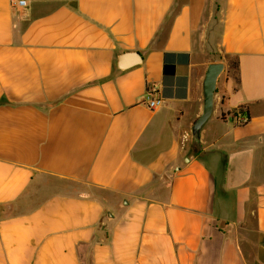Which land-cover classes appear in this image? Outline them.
Wrapping results in <instances>:
<instances>
[{"label": "crops", "instance_id": "0c3cea01", "mask_svg": "<svg viewBox=\"0 0 264 264\" xmlns=\"http://www.w3.org/2000/svg\"><path fill=\"white\" fill-rule=\"evenodd\" d=\"M0 264H264V0H0Z\"/></svg>", "mask_w": 264, "mask_h": 264}, {"label": "water", "instance_id": "95a60500", "mask_svg": "<svg viewBox=\"0 0 264 264\" xmlns=\"http://www.w3.org/2000/svg\"><path fill=\"white\" fill-rule=\"evenodd\" d=\"M224 69L225 64L223 62H212L207 67L203 80L204 102L202 112L193 123L191 129L193 140L198 144H200L201 130L213 113L217 83Z\"/></svg>", "mask_w": 264, "mask_h": 264}, {"label": "built area", "instance_id": "2783aa9c", "mask_svg": "<svg viewBox=\"0 0 264 264\" xmlns=\"http://www.w3.org/2000/svg\"><path fill=\"white\" fill-rule=\"evenodd\" d=\"M12 4L22 8L27 5V0H11ZM164 103V99L160 96H155L153 89L148 88L147 92V98L145 100V104L151 108V109H156L160 106H162ZM246 118L245 117H239L238 122H245ZM192 138V132L191 131H186L182 134L181 137V145L182 147H185L186 143L188 140Z\"/></svg>", "mask_w": 264, "mask_h": 264}, {"label": "trees", "instance_id": "16d2710c", "mask_svg": "<svg viewBox=\"0 0 264 264\" xmlns=\"http://www.w3.org/2000/svg\"><path fill=\"white\" fill-rule=\"evenodd\" d=\"M232 65H233V66H236V65H237V61L233 60V61H232Z\"/></svg>", "mask_w": 264, "mask_h": 264}, {"label": "rangeland", "instance_id": "374dc122", "mask_svg": "<svg viewBox=\"0 0 264 264\" xmlns=\"http://www.w3.org/2000/svg\"><path fill=\"white\" fill-rule=\"evenodd\" d=\"M233 59V58H232Z\"/></svg>", "mask_w": 264, "mask_h": 264}]
</instances>
